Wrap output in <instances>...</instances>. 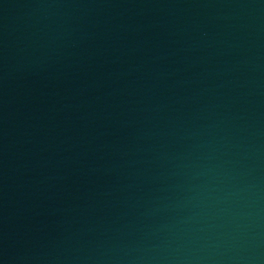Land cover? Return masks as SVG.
Here are the masks:
<instances>
[{
	"label": "water",
	"instance_id": "95a60500",
	"mask_svg": "<svg viewBox=\"0 0 264 264\" xmlns=\"http://www.w3.org/2000/svg\"><path fill=\"white\" fill-rule=\"evenodd\" d=\"M0 264H264V0H0Z\"/></svg>",
	"mask_w": 264,
	"mask_h": 264
}]
</instances>
